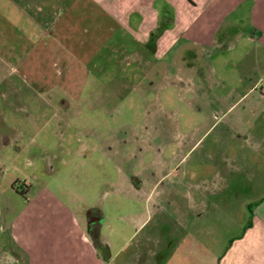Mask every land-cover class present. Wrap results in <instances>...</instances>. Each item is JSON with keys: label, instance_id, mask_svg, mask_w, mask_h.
Masks as SVG:
<instances>
[{"label": "crops", "instance_id": "crops-1", "mask_svg": "<svg viewBox=\"0 0 264 264\" xmlns=\"http://www.w3.org/2000/svg\"><path fill=\"white\" fill-rule=\"evenodd\" d=\"M159 29L162 33L153 41L152 35ZM88 44L95 45L91 53L84 50ZM151 56L170 58L157 71ZM107 65L117 71L111 75L125 71L134 80L137 72H142L147 78L146 82L137 80L136 87L157 93L155 101L144 109L147 122L159 117L164 124H174V133L180 130V113L171 115L158 98L164 89L175 87L180 102L195 118L193 122L206 125L180 137L172 136L167 126L162 146L147 148L154 156L151 202L170 188L180 196L181 214L191 219H201L210 211L223 218L233 217L243 204V235L224 241L228 248L218 264H264V195L258 198L256 190L264 189V95L254 89L264 87V0H0V86L13 75L23 76L24 70L26 79L36 70L40 77L54 75L53 71L71 77L68 80L77 87H106ZM220 65L228 69L226 78L219 75ZM152 76L163 82L159 89L151 87ZM42 83L49 89L52 86L49 79ZM218 84L226 88L215 87ZM13 88L0 87L1 122L11 119L6 106L15 107L10 94L22 93ZM220 88L227 89L226 94L220 95ZM121 91L111 90L116 100L110 106L90 94L86 98L94 102L90 100L87 106L108 107L114 116L123 103ZM76 92L82 96L83 90ZM19 97L27 104L24 96ZM74 103L63 96L59 101L54 95L43 99L41 94L39 107L51 108L54 116L60 117L73 109ZM223 120L228 130L216 136L222 144L215 146L208 142L213 135L208 125ZM140 138L136 137L137 146ZM16 139L0 134V205L12 195L22 198L25 205L13 216L6 209L12 216L6 218L0 208V264H105L99 240L93 239L85 226L86 218L77 223L74 207L48 184L21 183L12 176L9 168L13 165L15 173H21L17 163L27 152L13 148ZM105 148L94 150L104 152ZM199 149L196 163L213 162L220 168L211 181H195L205 168L189 164ZM184 168L191 180L180 175L166 186L167 178ZM235 188H243V192ZM97 213L100 236L105 216L100 210ZM142 227L143 223L139 224L135 232Z\"/></svg>", "mask_w": 264, "mask_h": 264}, {"label": "rangeland", "instance_id": "rangeland-1", "mask_svg": "<svg viewBox=\"0 0 264 264\" xmlns=\"http://www.w3.org/2000/svg\"><path fill=\"white\" fill-rule=\"evenodd\" d=\"M110 46L109 53L112 51ZM94 49V44H88L84 50L91 53ZM152 58L151 56V62L159 71L170 57L165 60ZM173 67L171 76L174 75L176 65ZM106 68L107 74L109 73L108 83L104 82L106 87H77L76 83L75 85L68 80L71 77L55 75L54 71V75L40 77L36 70L27 79L24 70L23 76L13 75L10 82L6 81L3 86L1 84L0 87H18L22 92L13 91L10 94L9 101L15 105L5 108L7 114L10 112V122L0 120V134L6 133L13 139L17 138L13 148L27 150L17 163L21 167V173H15L13 165L9 168L12 176L21 183L48 184L63 197L66 204L74 207L77 223H82L90 210H100L105 221L100 227L99 251L105 258V264H218L228 248L224 241L232 236L243 235L246 222L243 215L244 205H239V210L233 217L223 218L218 212L210 211L201 219H191L181 214L180 196L172 189L166 187L165 193L160 198H154L152 202L149 195L153 176L151 162L154 156L147 148L157 149L162 146L163 131L167 126L172 136L180 137L206 125L193 122L195 118L190 116L184 103L180 102L175 87L164 89L158 93V98L166 104L167 112H175L177 115L180 113V130L174 133V124H164V119L159 117L151 119V123L147 122L144 109L155 101L157 93L142 89V86L136 88L137 80L146 82L147 78L135 69L138 77L132 80L130 73L124 71L118 76L111 75L110 73L117 72L115 68L108 65ZM219 72L221 77L226 78L228 69L220 65ZM152 77L154 85L151 87L159 89L163 82L157 76ZM43 79H49L52 83L50 89L43 85ZM117 82L120 86L116 85ZM143 86L147 87L146 84ZM260 86L254 89L264 95V87ZM215 87L225 86L218 84ZM222 88L220 95L227 91ZM79 89L84 92L82 96L76 92ZM113 89H122L120 97L123 101L118 105L114 116L109 114L111 109L108 107L97 108L95 105L93 109L88 108L90 100L94 102L92 98L87 100L86 97L90 94H94L97 99L102 98L106 104L108 101V106L114 103L116 99L111 92ZM41 94L43 99L48 100L54 95L56 101L63 96L74 101L75 106L69 112L66 110L60 117H56L51 108L39 107ZM19 95L24 96L27 104L21 103ZM208 126L213 131L208 142L221 146L222 140L217 141L215 138L218 134L227 132L226 120ZM138 136L141 137L140 146L135 143ZM172 136L170 134L171 138ZM99 146L106 147V154L94 150ZM225 147L226 145L223 146ZM201 150L192 155L189 164L205 167L202 169L204 175L197 173L198 178H194L195 181L201 178L211 181L213 176L220 173V168L213 162L196 163ZM24 159L28 161L25 162ZM217 159L221 162L219 156ZM211 164H214L213 167ZM175 171L167 178L166 186L180 175L185 176V181L191 180L190 173L187 176L185 168ZM194 179L192 182L196 183ZM139 184L146 186L141 187ZM163 186L160 192L163 191ZM237 190L243 192V188H235ZM256 190L258 198L264 195V189ZM4 202L0 208L3 207L5 218L24 210L25 201L16 195L5 198ZM6 209L11 211L10 215ZM142 223V229L135 232ZM95 237L97 239V235Z\"/></svg>", "mask_w": 264, "mask_h": 264}, {"label": "flooded vegetation", "instance_id": "flooded-vegetation-1", "mask_svg": "<svg viewBox=\"0 0 264 264\" xmlns=\"http://www.w3.org/2000/svg\"><path fill=\"white\" fill-rule=\"evenodd\" d=\"M86 221H87V227L90 231V234L92 235V238L96 240L95 236L97 235V239H98L99 238L98 226L100 223V218L97 211H90L88 213V216L86 217Z\"/></svg>", "mask_w": 264, "mask_h": 264}, {"label": "trees", "instance_id": "trees-1", "mask_svg": "<svg viewBox=\"0 0 264 264\" xmlns=\"http://www.w3.org/2000/svg\"><path fill=\"white\" fill-rule=\"evenodd\" d=\"M162 33V30H158L156 33H154L153 35H152V39H153V41L154 40H156L157 38H158V36H159V34H161ZM98 239H96V241H97Z\"/></svg>", "mask_w": 264, "mask_h": 264}]
</instances>
